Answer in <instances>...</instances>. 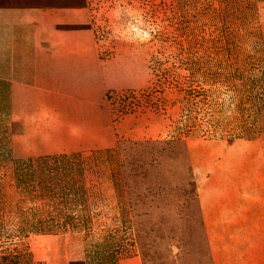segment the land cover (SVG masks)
<instances>
[{
    "label": "rangeland",
    "instance_id": "1",
    "mask_svg": "<svg viewBox=\"0 0 264 264\" xmlns=\"http://www.w3.org/2000/svg\"><path fill=\"white\" fill-rule=\"evenodd\" d=\"M0 6L83 8L98 54L81 89L47 96L79 123L0 108V264H264V238H221L208 220L216 198L264 194L262 0ZM59 153L67 175L35 172Z\"/></svg>",
    "mask_w": 264,
    "mask_h": 264
},
{
    "label": "crops",
    "instance_id": "2",
    "mask_svg": "<svg viewBox=\"0 0 264 264\" xmlns=\"http://www.w3.org/2000/svg\"><path fill=\"white\" fill-rule=\"evenodd\" d=\"M85 20L83 8L0 6V108L4 114L16 115L18 121L36 115L41 108L70 122L81 121L77 114L66 116L63 110L56 111L59 105L47 96L61 95L70 82L81 89L90 66H98L92 30L60 27ZM56 121L52 119L51 124L57 129L61 120ZM35 129L43 130L40 122ZM257 196L256 203L240 202L234 207L216 198L208 214L209 225L219 228L216 235L264 238V194Z\"/></svg>",
    "mask_w": 264,
    "mask_h": 264
},
{
    "label": "trees",
    "instance_id": "3",
    "mask_svg": "<svg viewBox=\"0 0 264 264\" xmlns=\"http://www.w3.org/2000/svg\"><path fill=\"white\" fill-rule=\"evenodd\" d=\"M60 27L63 29L84 28V27H82V25H79V24L63 25ZM110 151L111 150H109V149H105L102 151L95 152L97 154L95 160L99 161V159H103L101 154H106V160H110V158H109ZM71 156H72V154H70V153L46 154V155L36 156V157L32 158V161L34 163H36L35 172L38 173V175L48 176V178L51 177V174L53 172L58 175L61 171V173H63L64 175H67L68 174L67 168L70 167V169H71L73 166L72 160L68 159V158H71ZM49 162H52V164H51L52 166L49 164ZM61 166H63V168ZM66 166H67V168H66ZM63 169L65 171H62ZM72 264H77V263L74 262Z\"/></svg>",
    "mask_w": 264,
    "mask_h": 264
}]
</instances>
